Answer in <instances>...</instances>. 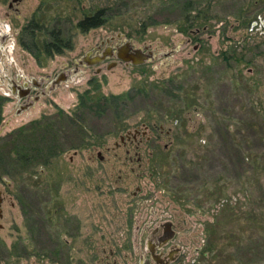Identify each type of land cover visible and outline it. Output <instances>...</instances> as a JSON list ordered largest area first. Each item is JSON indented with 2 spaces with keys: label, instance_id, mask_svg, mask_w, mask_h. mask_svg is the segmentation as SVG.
I'll use <instances>...</instances> for the list:
<instances>
[{
  "label": "rangeland",
  "instance_id": "374dc122",
  "mask_svg": "<svg viewBox=\"0 0 264 264\" xmlns=\"http://www.w3.org/2000/svg\"><path fill=\"white\" fill-rule=\"evenodd\" d=\"M35 1L19 5L25 20ZM126 1L95 32H81L73 20L56 22L62 9L74 20L80 14L72 0L55 1L47 26H61L73 41L39 57L36 75L67 77L40 93L29 114L15 112L12 95L3 104L0 264H48L49 214L62 205L110 222L111 212H126L130 204L138 221L157 211L187 221L178 231L186 264H264V0ZM7 9L0 0V14ZM190 24L197 31H179ZM109 37L110 43L131 37L155 56L132 68L108 64L109 58L79 63ZM15 50L24 52L18 44ZM24 56L17 58L22 67L34 61ZM86 90L90 98L81 105ZM110 94L121 96L102 98ZM37 118L46 119L47 129L35 128L30 137L44 134L36 143L42 149L11 162L17 155L8 154L6 134ZM110 224L92 231L93 244L86 226L84 245L70 252L74 264H96L106 254L111 260L109 247L117 250V264H128L120 232L116 240Z\"/></svg>",
  "mask_w": 264,
  "mask_h": 264
},
{
  "label": "flooded vegetation",
  "instance_id": "af4514ba",
  "mask_svg": "<svg viewBox=\"0 0 264 264\" xmlns=\"http://www.w3.org/2000/svg\"><path fill=\"white\" fill-rule=\"evenodd\" d=\"M23 1L7 0L8 9L4 10L3 14H0V118L3 104L8 100L9 95L15 97V103H17L15 108L16 113L25 110L26 114H29V108L35 104L40 93L48 94L54 84L61 78L67 77L63 72H59L56 78H52L49 74H46L45 77L49 79L46 81L45 87H43L41 80L45 77H41L39 80L36 75L39 57L46 55L51 57L55 53L63 52L66 49L65 47H61L60 51L51 50L50 53H46V50H41L38 53V42H45L50 36L52 29L48 28L46 19L49 18L48 13L51 11V8L56 6L54 2L57 0H36L26 20L24 18L27 15L22 13L19 8V5ZM72 1L75 2L73 9L77 10L78 8L77 12H79L80 17L74 20L73 15L66 14L64 9H62V13L56 14L54 20L56 22L64 19L73 20L74 27L81 32H95L107 20L108 12L112 13V11L117 10L119 5L127 2L126 0H113L112 2H115L112 4H102V0ZM188 5L194 6L192 3ZM195 16L197 17L198 14L196 13ZM22 18L25 20L24 22L17 26L13 25L18 19ZM187 21L192 23V20ZM80 23H86L88 27L82 29ZM55 29L62 35L61 37L65 41H73V33L70 32L65 35V30L61 26H56ZM179 31L192 33V31H197V29L193 28L190 24L185 29L179 28ZM111 39L113 38H107L108 42L104 44L103 49L100 51L99 45H97L95 50H86L81 58H79V63L92 64L97 61L96 64H100L109 58L108 64L120 62L132 68L144 64L146 60L152 59L155 56V51L148 48V46H145V48L136 47L131 37L120 38L113 43H110ZM100 40V38L95 40V43L99 44ZM27 43L36 45L30 49ZM16 44L22 46L24 52H16ZM194 48H196V44ZM28 54L34 61L28 60L27 62L26 60L23 62L25 67H22L21 61L17 60V58L25 55L24 57L27 59ZM25 68H29V74H27V69ZM100 68V66H97L96 71H100ZM71 71L77 72V68L74 67ZM30 121L25 122V124H28ZM18 127L20 126H16V128ZM2 180L7 182L5 178H2ZM3 192L4 190L0 188V216H2ZM14 206L15 203L10 201V207L13 208ZM62 206V210L59 207V209L50 211L51 215L49 214L50 218L47 227L50 246L47 247L46 254L48 264H74L75 260L70 252L71 250H79L84 245L86 226H90L88 228L90 233H87V240L93 244L95 232L92 231H99L103 226L108 227L110 223L112 227L109 231L115 234L114 238L116 240L118 238L117 231L120 232L119 234L123 241L121 244L123 246L122 249L128 251L124 252L128 264H186V260H182L186 255L181 243L183 239L179 236L178 231L182 227L187 226V221L176 216V214L174 216V214L167 211H162L163 213L157 211L153 214V218H150L149 213L143 216V220L138 221L139 216H136L130 204L128 211L111 212L109 215L111 221L105 220L102 222L101 218H105L103 215L97 220L90 221L83 214L80 215L74 211H67V207ZM123 214L124 217H121L120 215ZM54 215L57 216L54 217ZM119 218H121L120 221ZM91 227L94 230H91ZM31 230H33L32 226ZM101 236H104L103 233H101ZM76 241H80L81 244L77 243L76 245L74 243ZM93 247L98 250L96 245H93ZM102 249L105 250L106 248L102 247ZM109 251L113 258L109 260L106 254L107 257L102 256L96 261V264H117V256L114 254L117 250L114 251V248L109 247ZM192 261H195V259L193 258Z\"/></svg>",
  "mask_w": 264,
  "mask_h": 264
},
{
  "label": "trees",
  "instance_id": "16d2710c",
  "mask_svg": "<svg viewBox=\"0 0 264 264\" xmlns=\"http://www.w3.org/2000/svg\"><path fill=\"white\" fill-rule=\"evenodd\" d=\"M80 26L82 29H86L88 27V24H83L80 23ZM57 29L52 28L51 32H50V36L48 38L47 41L42 42L40 44H38V53L41 50H46V53H50L51 50L54 51H60L61 47H70V43L68 41H65V39L63 37H61L62 35L59 34L58 31H56ZM34 45L36 44H30L27 43V46L31 49L34 47ZM98 83H96L95 86H97ZM88 90L84 91L82 94H80L81 99H80V104L84 105L85 101L87 98H90V96L88 95ZM121 95H114V94H110L109 97L108 96H103L102 98H104L105 100H107L108 98H117ZM101 97H99L100 99ZM100 101V100H99ZM102 104H104V102H102ZM40 128L43 127V130L47 129V124H46V119H33L31 120L28 124H23L20 127L16 128L15 130H13L11 133H9L7 135V137L5 139H7V143L10 144L8 145V154L12 153L13 151L15 152L14 157H11V162H16V163H21V162H25L26 158L28 160H30V156L33 155L31 154V151L33 150V148H36V153H38L39 150H41V146H38V151H37V144L36 143H43L45 140V136L44 134H40L39 138L35 139V137H30L31 133L35 132V128ZM28 137H30L31 139L29 140ZM29 141L31 142V145L29 147L28 143ZM18 144V145H17ZM27 147V150H25V148ZM1 149V146H0ZM2 151V150H1ZM6 151H3V154H5ZM29 155V156H27ZM4 157V156H3Z\"/></svg>",
  "mask_w": 264,
  "mask_h": 264
},
{
  "label": "water",
  "instance_id": "95a60500",
  "mask_svg": "<svg viewBox=\"0 0 264 264\" xmlns=\"http://www.w3.org/2000/svg\"><path fill=\"white\" fill-rule=\"evenodd\" d=\"M136 52H137V49H136ZM97 62V61H96ZM96 62H94V63H96ZM98 154H99V152H98Z\"/></svg>",
  "mask_w": 264,
  "mask_h": 264
}]
</instances>
